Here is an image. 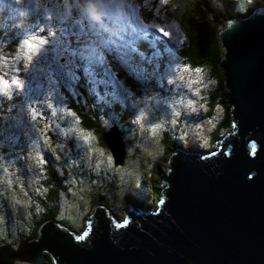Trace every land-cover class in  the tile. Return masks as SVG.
I'll use <instances>...</instances> for the list:
<instances>
[{
	"label": "rangeland",
	"instance_id": "obj_1",
	"mask_svg": "<svg viewBox=\"0 0 264 264\" xmlns=\"http://www.w3.org/2000/svg\"><path fill=\"white\" fill-rule=\"evenodd\" d=\"M60 1L0 0V47L8 48L0 67L17 61V43V54L25 48L37 58L24 60L26 85L36 83L31 96L27 90L23 99L17 98L22 109L9 110L3 121L0 115V241L7 244L17 227L30 231L33 213L51 216L75 239L83 236L96 209L90 212L91 202L100 190L118 223L125 220L128 206H158L160 173L168 175L171 145L182 147L170 154L180 148L208 155L219 149L210 143L211 136L219 141L236 128L227 114L233 105L227 103L225 88L212 80L208 85L194 81L199 73L175 55L187 40L177 12L182 0H99L102 18L96 3ZM193 1L199 9L207 8L208 20L215 23L222 14L255 10L258 0ZM226 1L231 12L224 8ZM12 28L19 35L16 40ZM149 34L165 38L166 54L153 49ZM4 81L7 74L0 72V88ZM209 88L217 94L211 121L206 120L209 109L199 102L211 96ZM83 118L100 123L104 139L122 142V165L117 158L116 166L106 142L100 146L101 135L82 128Z\"/></svg>",
	"mask_w": 264,
	"mask_h": 264
},
{
	"label": "water",
	"instance_id": "obj_2",
	"mask_svg": "<svg viewBox=\"0 0 264 264\" xmlns=\"http://www.w3.org/2000/svg\"><path fill=\"white\" fill-rule=\"evenodd\" d=\"M219 39L237 128L219 149L200 155L178 148L168 175L160 173L163 202L128 206L126 225L102 205L83 239L48 220L38 238L1 247L0 264H50L47 254L54 264H264V6L229 19ZM105 142L122 165V142Z\"/></svg>",
	"mask_w": 264,
	"mask_h": 264
},
{
	"label": "trees",
	"instance_id": "obj_3",
	"mask_svg": "<svg viewBox=\"0 0 264 264\" xmlns=\"http://www.w3.org/2000/svg\"><path fill=\"white\" fill-rule=\"evenodd\" d=\"M56 2L61 4L60 0H56ZM230 3L228 4V1H226L224 3L225 4L224 8L228 9L231 12L232 5ZM190 4H191V6H190ZM179 5H180L179 10L177 12L179 13V16H180L179 20L182 22V25L184 27L183 31L186 35L187 40L184 43L183 48L178 51V53H179V56L177 53L178 58L180 57L181 59H183V61L188 62L193 69H200L201 70L199 72V75L195 78L196 80L193 79L194 81H199V82L204 81L203 82L204 85H208V82L210 80L215 81L217 83V85L219 84V88L221 86L223 88H225L224 95H226V93H228V90L226 88V77L224 75L223 66H222V64L224 62V56H223L224 49L222 48L221 43H220L219 32L222 30V28L224 29L226 27L225 26L226 22L232 16L229 14H224V15L222 14V18H220L219 21L212 23L211 22L212 19L208 20L209 17L207 15L208 14L207 8H205V10L199 9V7H201L199 2L197 3L193 0H182V3H180ZM255 5L256 6H264V0H258ZM63 7H65V5H63ZM253 12H254L253 9L251 10L250 8H248L246 13H244V14L243 13L242 14L236 13V14H237V16L239 14H241V15H246V17H250L253 14ZM32 26H33V28H35V30H38V31L42 30V28H38L37 25H32ZM4 28H5V25H4ZM68 28H70V29L72 28L71 23H69ZM12 29L13 30L11 33H13V35L11 34V37L14 40H16L17 36H19V35H15L16 28H12ZM15 46H16V48H15L16 60L19 62L13 60L10 67L5 68L3 65H1V67H0V72L7 74V82H8V87L6 89L4 87L0 88V103H2V105L0 106V115L2 117V121L6 116L9 115L8 114L9 110L12 112V111H15L17 109L23 108V106H20L21 101H18L17 98L23 99V97L25 96V92L27 90L31 96V94H32L31 91H33L32 89L36 85V83H34L35 81L32 82L33 85L31 87H28V85H26L25 81H29V78L25 76V74L23 72V70H24L23 67H25L24 66V60L25 59L30 60L31 58H33L34 60H37V58L33 57L34 56L33 52L29 53V52L25 51V48L22 50L21 55L17 54V51L19 50V49H17L18 43ZM146 46H148V45H146ZM4 49L8 50V48H6V46H5V48L0 47V61H1L2 52L4 51ZM61 53H63V52H61ZM55 59H54V61H55ZM40 60H41V57H40ZM54 61H51V62H54ZM45 63H46V61H45ZM204 78L208 79V81L206 82L205 80H201ZM13 81H18L19 83L18 84L13 83ZM207 90H210L211 96H209V97H211V98L208 97L206 100H205V98H203L199 102H200V106L202 105V106L206 107L207 109H209V111L207 113L208 116H207L206 120L211 121L212 118L211 117L209 118V113L213 108V101H214L213 99L215 98V95H217V94L214 93L215 91L212 90V88H209ZM28 99L30 100L29 96H28ZM226 99H228L227 96H226ZM73 107H75V106H73ZM227 114L229 117V121L231 119L230 124H232V126H234L233 120H232L233 115H232L231 110H228ZM83 119L84 120L82 123L84 125H82V128L87 129V130H91V131H95L96 133H98V135H101L100 138L98 137V141H99L98 143L100 144V146L103 145L104 147H106L105 146V139L103 138V134L105 132V129H103V127L100 125V123L98 124V123L92 122V120L90 118H83ZM94 120L100 121L98 119H94ZM6 121L4 123L5 125L7 123H9ZM201 122H203V120H201ZM7 126H9V124ZM200 127H202V125H200ZM211 127L213 128V125ZM217 130L219 132V129H217ZM92 138L89 139L90 140L89 143H93ZM215 138L213 136H211V142L210 143H212L213 146H215V144H216ZM63 139L64 138H62V140ZM72 142H73V140H72ZM180 144L178 145L179 147L182 146V144L181 145ZM175 147H177V145H175L174 147H173V145H171V148H169L168 149L169 151L166 153V158L168 159V162H169V159L171 157V156H169V155H171L170 151L172 149H175ZM93 154H91V155H93ZM92 162L93 161H90L87 166H89ZM155 195H156V193H155ZM99 196H103L104 198L107 197L105 195V193L101 192V190H100V193L94 198V201L91 202L90 212L92 210H94L95 207L98 205H102L105 207L106 200L104 202H100ZM51 218H52L51 216L45 217V216L34 215V213H33L32 215H30V218H29L30 219L29 220V230L30 231L28 233H25L22 231L21 227H17L16 231L14 233L15 237L21 238L22 241L24 239H27V242L33 240L34 238L38 237L40 226L44 223H47L48 220L53 221ZM60 225H62V224H60ZM6 231H3V232H6ZM6 235L7 236L10 235L8 231L6 232ZM14 238H12V241L10 244L9 243L7 244L6 242H3V241L2 242L0 241V243L4 244V246H7V245L8 246H16L21 241L20 240L14 241L13 240ZM47 257L49 259V263L50 264L53 263L52 258L49 254H47Z\"/></svg>",
	"mask_w": 264,
	"mask_h": 264
},
{
	"label": "snow or ice",
	"instance_id": "obj_4",
	"mask_svg": "<svg viewBox=\"0 0 264 264\" xmlns=\"http://www.w3.org/2000/svg\"><path fill=\"white\" fill-rule=\"evenodd\" d=\"M161 2L162 3H167V0H161ZM160 31L161 32H163V35L164 36H168L169 35V33H167V32H164V30L163 29H160ZM24 44L25 45H27L30 49H33L34 50V48H35V45H33L29 40H25L24 41ZM186 71L188 70L187 69V67H186V69H185ZM201 70L200 69H196V72L197 73H199ZM13 83H19L18 81H13ZM3 85H4V88L6 89L7 87H8V82L7 81H4L3 82ZM155 130V129H154ZM88 137H85V139H87ZM255 151H256V145L254 144V145H252V152L253 153H255ZM163 201H161V203H162ZM128 223V221L127 220H125L124 221V224L126 225ZM123 225H117V227H122ZM87 235V232H85L84 233V236H86ZM84 236H80V237H78V239H83L84 238Z\"/></svg>",
	"mask_w": 264,
	"mask_h": 264
},
{
	"label": "clouds",
	"instance_id": "obj_5",
	"mask_svg": "<svg viewBox=\"0 0 264 264\" xmlns=\"http://www.w3.org/2000/svg\"><path fill=\"white\" fill-rule=\"evenodd\" d=\"M20 2H22V0H20ZM86 2L88 3V4H93V3H96L97 4V12L98 13H101V14H98V16L100 17V18H102V11L100 10V7H99V0H86ZM257 7H261V6H255V9L257 8ZM254 11V10H253ZM239 16H246V15H241V14H239L238 16L237 15H233L231 18H235V17H239ZM231 18H229V19H231ZM94 19H96L95 17H94ZM228 19V20H229ZM202 137H204L205 139H206V135H202ZM216 143L218 142V141H215ZM255 143L253 142V145H254ZM177 147H179V146H177ZM182 147V146H181ZM201 147H202V150H203V146L201 145ZM171 156H172V153H171ZM103 197V196H102ZM106 208V207H105ZM107 209V208H106ZM87 222V221H86Z\"/></svg>",
	"mask_w": 264,
	"mask_h": 264
},
{
	"label": "bare ground",
	"instance_id": "obj_6",
	"mask_svg": "<svg viewBox=\"0 0 264 264\" xmlns=\"http://www.w3.org/2000/svg\"><path fill=\"white\" fill-rule=\"evenodd\" d=\"M129 123V122H128Z\"/></svg>",
	"mask_w": 264,
	"mask_h": 264
}]
</instances>
